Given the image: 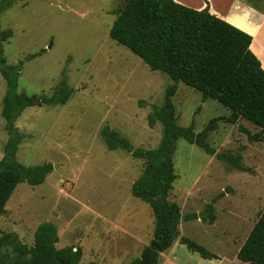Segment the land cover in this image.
<instances>
[{
  "label": "rangeland",
  "instance_id": "obj_1",
  "mask_svg": "<svg viewBox=\"0 0 264 264\" xmlns=\"http://www.w3.org/2000/svg\"><path fill=\"white\" fill-rule=\"evenodd\" d=\"M126 1L19 0L5 11L0 7V33L12 32L0 43L8 64L20 67L19 92L48 98L60 93L63 82L73 92L65 105L37 104L17 119L23 137L17 161L53 169L38 187L17 186L0 216V238L10 235L33 248L39 226L51 222L58 230L56 248L81 249L80 264H130L153 239V210L132 193L145 160L110 150L101 134L108 126L134 149H156L164 126H150L149 115L175 84L110 37L113 11ZM263 45L256 42L260 50ZM178 87L174 104L181 127L193 126L198 134L219 123L206 140L211 153L185 139L177 143L169 200L178 204L181 220L164 264H240L238 252L264 212V138L251 141L258 127L245 119L230 124L228 108L183 82ZM6 91L0 73V160L10 139L2 115ZM230 157H241L246 171ZM182 238L218 259H203ZM2 252L13 254L11 246Z\"/></svg>",
  "mask_w": 264,
  "mask_h": 264
},
{
  "label": "trees",
  "instance_id": "obj_2",
  "mask_svg": "<svg viewBox=\"0 0 264 264\" xmlns=\"http://www.w3.org/2000/svg\"><path fill=\"white\" fill-rule=\"evenodd\" d=\"M17 1L4 0L0 7L5 11ZM113 14L117 19L110 37L139 56L152 71H163L175 81L166 91L164 105L149 115L150 126L158 123L164 126L163 139L156 149H134L128 140L108 126L101 132L110 150L120 148L136 159L145 160V169L133 184L132 193L152 208L155 232L141 257L130 264H164L162 254L176 244L181 220L178 204L169 200L177 179L174 165L177 143L185 139L211 153L206 140L219 123V120L212 121L198 134L193 126L181 127L174 104L178 83L183 82L202 93L205 99L211 98L228 108L231 115L225 118L226 122L234 125L245 119L260 128L258 134L249 137L259 142L264 137V69L251 50L253 37L211 14L209 9L195 10L175 0H127ZM0 36L10 38L12 32H1ZM0 73L7 83L2 115L10 132L6 154L0 160L1 216L19 184L26 182L38 187L45 183L53 169L51 164L27 167L17 161L16 154L23 140L16 128L17 119L27 108L37 104L65 105L73 92L63 82L60 93L52 97L37 99L35 95L20 93V67L8 64L1 43ZM239 159L241 157L229 158L240 171H246ZM58 242L57 227L51 222L39 226L33 248L21 245L10 235L3 236L0 238V264H80L81 249H57ZM181 244L203 259H218L189 238H182ZM9 246L13 254H4L2 249L9 251ZM237 259L240 264H264V212Z\"/></svg>",
  "mask_w": 264,
  "mask_h": 264
},
{
  "label": "crops",
  "instance_id": "obj_3",
  "mask_svg": "<svg viewBox=\"0 0 264 264\" xmlns=\"http://www.w3.org/2000/svg\"><path fill=\"white\" fill-rule=\"evenodd\" d=\"M175 1L199 11L209 9L211 14L216 15L218 18L251 35L253 37L251 50L259 58L264 69V50H260V48L256 46V42L264 43V0ZM243 159H246V155L244 154ZM260 161L263 163L264 159ZM244 167L246 168V165H244Z\"/></svg>",
  "mask_w": 264,
  "mask_h": 264
},
{
  "label": "water",
  "instance_id": "obj_4",
  "mask_svg": "<svg viewBox=\"0 0 264 264\" xmlns=\"http://www.w3.org/2000/svg\"><path fill=\"white\" fill-rule=\"evenodd\" d=\"M178 236V235H177Z\"/></svg>",
  "mask_w": 264,
  "mask_h": 264
}]
</instances>
